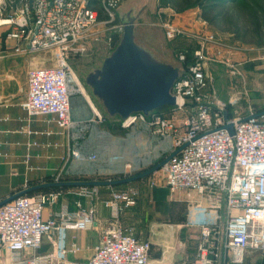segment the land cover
I'll return each instance as SVG.
<instances>
[{"label":"built area","instance_id":"2783aa9c","mask_svg":"<svg viewBox=\"0 0 264 264\" xmlns=\"http://www.w3.org/2000/svg\"><path fill=\"white\" fill-rule=\"evenodd\" d=\"M1 4L0 27L7 28V38L15 42V55L53 51L56 58L53 66L27 71V97L21 108L29 118L51 117L60 133L69 132L75 124L69 83L77 81L70 60L85 55L99 40L96 26L111 27L122 36V23L113 25L121 1L102 0L103 21L90 0H1ZM163 28L170 41L186 38L199 44L191 61L185 53L179 56L187 69L173 86L176 105L169 108L184 115L182 123L157 110L149 117L132 115L120 121L121 127L142 123L154 135L171 139L169 155L176 154L161 168L165 186L172 195L185 192L199 197L191 200L188 223L198 230L196 256L191 262L170 264H244L248 251L264 252V115L231 119L225 105L216 104L207 93V65L224 58L219 49H210L221 45L214 34L170 21ZM226 65L237 74L231 59ZM262 67L264 72V55ZM229 123L234 124L233 135L225 128ZM35 146L38 143H29L28 149ZM71 158L81 159L80 151L70 148L66 160ZM60 197L55 190L25 194L0 206V264L151 263L152 243L140 240L135 229L122 222L123 214L137 205L138 191L113 192L104 201L111 215L93 256L84 262L68 258L78 248L65 246V231L91 228L95 209L71 212L64 206L45 218V210L58 204ZM46 239L52 250L43 253Z\"/></svg>","mask_w":264,"mask_h":264},{"label":"rangeland","instance_id":"374dc122","mask_svg":"<svg viewBox=\"0 0 264 264\" xmlns=\"http://www.w3.org/2000/svg\"><path fill=\"white\" fill-rule=\"evenodd\" d=\"M120 1L127 11L130 9L138 11L142 7L145 8L138 23L137 41L144 45L156 60L171 61L175 59L182 62L179 58L181 53H185L191 58L199 47L198 42L193 39L168 40L163 28V25L168 21L194 32L202 30L215 35V39L222 46L211 45L210 49L211 51L215 48L219 49L222 53L221 57L224 58L221 59L222 62H210L207 65L209 75L207 93L216 104L225 105L227 117H236L233 110L237 103H235V107L230 108L231 104L227 102L233 98L232 95L235 93L234 90H237L236 87L247 88L249 92L252 91L255 94L257 86L259 96L263 94L264 0ZM90 2L92 7L99 11V14L105 16L102 0H90ZM14 6L15 4H12V7ZM1 8L0 0V10ZM10 13L9 9L7 14ZM116 23L121 24V21L117 18L113 25ZM102 30L104 31L102 32ZM94 31H101L99 40L95 41L85 55L70 60L71 68L77 79L76 82L69 83L72 120L75 124L69 132H66V135L71 148L80 151V160L83 161V166L80 165V167L72 163L75 158H71L67 162L68 166L61 173L53 177H46L36 182V185L50 182H108L124 179L152 169L173 152L171 139L154 135L152 130L142 123L123 131L110 126L120 123V120L119 118L114 120L105 115L87 84V78L91 73L101 69L103 61L115 49L121 35L115 33V29L108 26L105 28L96 26ZM116 39L118 41L114 44ZM7 53L1 60L4 65V69H0V75H4L1 81L13 84L14 89L22 94L26 89V74L30 68L56 64L53 51H41L22 56L15 55L8 49ZM228 59H231L233 68L238 70L237 74H231V67L226 65ZM182 63L183 71H185L187 65ZM87 97L98 114L95 113ZM161 114L168 119L175 117L178 124H181L184 118L182 113L173 112L171 109L163 110ZM117 143L118 145L120 143H141L142 145V152L137 156L131 155L130 163L119 158L120 165H126L129 171L127 174L117 173V170H113L114 160L118 156L112 154V146ZM9 181V175L2 177L0 186H6ZM153 183L158 184V234L154 236L150 229L130 226L135 229L137 237H139L137 232L143 230L148 232L146 236L148 241H151V238L158 239V256L176 252L181 257L179 261L193 260L197 253L198 230L188 225L189 206L192 199L198 200L199 197L197 195H192V197L185 192L172 195L165 186L161 168L142 178L143 190L149 186L153 187ZM123 185L59 187L61 189L55 191L61 193L59 203L70 204L78 211H89L92 208L95 209L98 204L104 205V201L109 199L113 192L123 191ZM131 190L138 191L139 198L141 197L140 189ZM126 213L122 216L123 224Z\"/></svg>","mask_w":264,"mask_h":264},{"label":"crops","instance_id":"0c3cea01","mask_svg":"<svg viewBox=\"0 0 264 264\" xmlns=\"http://www.w3.org/2000/svg\"><path fill=\"white\" fill-rule=\"evenodd\" d=\"M6 30L7 28L0 27V69H4L1 60L5 58V54H8L7 50L12 51L15 45L14 41L7 38ZM192 57L188 56V60H191ZM3 76L0 75V181L2 177L7 175H9L10 181L6 186H0V201L23 190L25 186L31 188L36 185V182L61 173L68 166L66 159L68 150L71 148L66 133H60L51 117L29 118L21 108V103L27 97V77L26 89L22 94L14 89L13 84L1 81ZM236 89L232 95L233 98L227 100L231 104L230 108L237 103L233 110L236 117L231 119L246 118L264 112V92L259 96L257 86L255 87V94L252 91L249 92L247 88L236 87ZM238 93L239 96L236 97ZM87 98L89 99V97ZM89 102L92 108L98 112L90 99ZM47 133H51V135ZM29 143H38V146L28 149ZM141 146V143H120L119 145L117 143L113 145L112 154L118 156L114 160L113 170H117V173H129L126 165H120L118 160L120 158L130 163L131 155L137 156L142 152ZM28 155L29 161H27ZM72 163L83 166V161L80 159H75ZM131 189H140L141 197L136 207L127 211L124 224L150 229L152 235L156 236L158 234V184L153 187L149 186L144 190L142 179L123 185V190ZM64 206H67L71 212L78 211L72 205L61 202L53 207H48L44 212V217H52L60 212ZM110 215L108 208L102 203L98 204L95 208L94 224L91 228L86 230L67 229L65 231V246L69 250L74 246L78 248L76 253L68 255L70 260L84 262L93 256ZM147 233L139 230L137 232L138 238L147 241ZM54 237L56 238L58 235L56 234ZM155 239L151 238L152 242L150 241L152 243L150 264L183 262L179 261L181 257L176 252H168L158 256V239ZM51 250V244L46 239L41 252L46 253ZM245 264H264V252L248 251Z\"/></svg>","mask_w":264,"mask_h":264},{"label":"water","instance_id":"95a60500","mask_svg":"<svg viewBox=\"0 0 264 264\" xmlns=\"http://www.w3.org/2000/svg\"><path fill=\"white\" fill-rule=\"evenodd\" d=\"M144 7L136 11H127L120 5L117 9L118 19L123 25V33L115 49L105 58L101 69L91 73L87 84L93 96L101 105L108 118L126 122L132 115L149 117L151 113L165 107H174L176 97L172 90L175 82L183 74V63L156 60L152 53L137 41L139 19ZM259 115H264V112ZM245 118L243 120H246ZM234 134V124L225 127ZM176 153L169 155L159 165L137 175L108 182H50L35 185L19 191L0 202V206L13 199L45 188L57 187H98L120 185L140 180L162 168Z\"/></svg>","mask_w":264,"mask_h":264},{"label":"trees","instance_id":"16d2710c","mask_svg":"<svg viewBox=\"0 0 264 264\" xmlns=\"http://www.w3.org/2000/svg\"><path fill=\"white\" fill-rule=\"evenodd\" d=\"M94 8V7H93ZM95 9V8H94ZM118 18V17H117ZM106 19V17L105 16H103V15H101L100 14V17H99V21H102V20H105ZM118 41V39H116L115 40V42H114V44H116V42ZM170 110V108L169 107H165V108H162V109H160V110H158L160 113L163 111V110ZM230 118V117H229ZM113 129H121L122 131L124 130L122 127H121V124L120 123H117L116 125H110ZM120 176H121V174H120ZM35 186V185H34ZM59 189H61V188H59V187H57V188H45V189H42V190H38V191H33V192H30L29 193V195H35V194H37V193H42V192H49V191H53V190H59ZM194 260V259H193ZM193 260H190V261H188V262H191V261H193ZM245 264V263H244Z\"/></svg>","mask_w":264,"mask_h":264},{"label":"bare ground","instance_id":"6f19581e","mask_svg":"<svg viewBox=\"0 0 264 264\" xmlns=\"http://www.w3.org/2000/svg\"><path fill=\"white\" fill-rule=\"evenodd\" d=\"M95 111V110H94ZM96 114H98V112L95 111Z\"/></svg>","mask_w":264,"mask_h":264}]
</instances>
